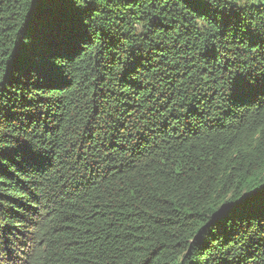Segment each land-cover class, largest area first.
<instances>
[{
	"label": "trees",
	"instance_id": "obj_1",
	"mask_svg": "<svg viewBox=\"0 0 264 264\" xmlns=\"http://www.w3.org/2000/svg\"><path fill=\"white\" fill-rule=\"evenodd\" d=\"M5 50L0 264H264V0H0Z\"/></svg>",
	"mask_w": 264,
	"mask_h": 264
},
{
	"label": "snow or ice",
	"instance_id": "obj_2",
	"mask_svg": "<svg viewBox=\"0 0 264 264\" xmlns=\"http://www.w3.org/2000/svg\"><path fill=\"white\" fill-rule=\"evenodd\" d=\"M72 3L78 11L87 12L90 8V0H72ZM6 52L7 50H5L3 53H0V56L6 55ZM0 63H2V61H0ZM0 75H2V73H0ZM0 83H2V80H0ZM256 188L264 190V182L257 184ZM256 188L249 189V192H251L253 195L257 194ZM237 199H239V197H237Z\"/></svg>",
	"mask_w": 264,
	"mask_h": 264
}]
</instances>
